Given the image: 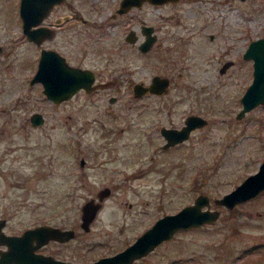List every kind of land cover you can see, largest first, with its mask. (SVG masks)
<instances>
[{
    "label": "rangeland",
    "instance_id": "1",
    "mask_svg": "<svg viewBox=\"0 0 264 264\" xmlns=\"http://www.w3.org/2000/svg\"><path fill=\"white\" fill-rule=\"evenodd\" d=\"M18 2L0 0V216L10 217L6 230L40 222L72 227L75 236L42 250L86 261L120 250L156 217L205 192L220 211L214 222L175 231L131 264H264V191L234 208L212 202L264 160V105L236 116L250 77L235 72L238 62L234 71L218 70L224 58L264 35V0L143 4L140 17L172 37L166 61L132 53L128 63L124 55L129 71L123 76L110 84L112 77L98 78L107 82L103 89L76 91L59 103L46 98L41 83L30 82L39 47L22 32ZM119 2L65 0L60 7L72 4L78 17L105 21L112 39L113 21L125 19L111 17ZM87 61L101 64L95 55ZM156 72L169 76L167 94L134 98L133 83ZM33 111L43 115L39 126L30 123ZM189 111L202 113L207 124L177 146L156 148L159 126H179ZM71 135L82 140L74 154L65 145ZM107 186L84 230L81 204Z\"/></svg>",
    "mask_w": 264,
    "mask_h": 264
},
{
    "label": "water",
    "instance_id": "2",
    "mask_svg": "<svg viewBox=\"0 0 264 264\" xmlns=\"http://www.w3.org/2000/svg\"><path fill=\"white\" fill-rule=\"evenodd\" d=\"M61 0H19L18 10L21 16L22 32L29 39L38 43L40 35L45 34L46 30L38 23L46 16L52 5ZM147 1H174V0H147ZM142 0H121L116 11L128 10L133 4L139 5ZM67 16L62 15L60 19L65 20ZM148 27V26H147ZM149 29V27H148ZM153 38L147 33L144 43L141 44L142 50L146 49ZM249 48L245 55H252L254 59L253 79L241 94V108L236 112L237 118H241L244 112L249 111L254 105L264 103V36L253 38L249 42ZM35 71L30 77V82L41 83L42 91L46 98L61 102L64 99H70L72 95L84 88L91 91L96 85H92L94 75L87 68H79L76 65H70L66 62L65 56L59 55L54 50L42 49L36 64ZM106 83V82H104ZM103 83V84H104ZM169 78L156 73L148 82L143 83L140 80L135 81L132 87L134 95H144L146 91L164 93L168 88ZM30 121L35 125H40L43 120L42 113L31 112ZM207 123L203 116L189 114L185 119L184 125L179 129L174 127H161V132L165 135L166 143L180 141L187 138L190 129ZM109 187H102L96 193V196H90L84 204H81L80 224L84 230L89 229L90 221L95 218L102 199L109 194ZM264 190V160L258 164L257 169L248 173L245 178L233 187L225 191L221 196L212 199L213 204L234 208L239 202L245 201L249 197H254L260 191ZM191 203H185L171 213L165 212L142 233L136 235L129 243L125 244L120 250L111 252V254H102L91 260H82L75 262L61 257H54L52 254H45L37 251L41 245L48 242L49 239L55 241H67L75 236L72 227L63 228L60 225H51V223H37L34 226L26 227L22 232L16 234L4 233L3 220L0 219V244H5V250H0V264H131L136 258H140L146 253H150L164 239H169L175 231L184 230L202 226L205 223H212L218 218L220 211L218 207L210 206V198L207 193H197Z\"/></svg>",
    "mask_w": 264,
    "mask_h": 264
},
{
    "label": "flooded vegetation",
    "instance_id": "3",
    "mask_svg": "<svg viewBox=\"0 0 264 264\" xmlns=\"http://www.w3.org/2000/svg\"><path fill=\"white\" fill-rule=\"evenodd\" d=\"M64 1L65 0H61V1L57 2V4L52 5L51 8L48 10L46 16H44L43 19H41V21L38 23V25H42V27L45 28V30H46L45 34L40 35L41 37H40V39H39L40 41L38 43L34 42L32 39L27 38L26 36L25 37H26V40L28 39L34 45L39 47V55H40L42 49L47 50V51L49 49H52V50H54V52L58 53L59 55L61 54V55L65 56V60L68 64L76 65L79 68H81V67L87 68L88 70L93 72L94 79H93L92 85L94 84V85H96V87H93V89L91 91H88V92H92L98 88L103 89L106 86L105 84L107 82H108V84L113 83L114 80H116L117 76H119V77L123 76L124 73L128 72L129 71V69H127L128 63H130V61L132 59V57L128 54L133 53L134 58L137 56L140 57L142 55L150 54L153 59H160V60L162 59V60L166 61V59H165L166 55H168V53L170 52L169 50L172 49V45L170 44V42H172L170 40L172 37L170 36V33L168 31H163L161 29L162 27L159 26L158 23L157 24L154 22L148 23V21L144 20L139 15V12L141 11L140 8L142 7L143 4H147L150 7H152V6L158 7V5H161V4H163V2H166V1L158 3V1L150 2L147 0H142V2L139 5L133 4V5H131V7H129V9L127 11L124 10L121 12L116 11V9L118 8V7H116L114 9V11L111 12V17H115V19H116L117 17L122 16L125 19L121 20V22L116 21V20L113 21V22H115L114 23L115 24V28H114L115 33L114 34L115 35H114V37H112V39L107 37L108 33L106 32V26H105L106 22L105 21H100L99 23H97L95 21H86L83 16H81V15H79V17L77 16L78 15L77 10L75 7H73L72 4H69V6L66 9H62L60 7V5L62 3L64 4ZM168 2H173V1H168ZM118 5H119V3H118ZM117 13H118V16H117ZM62 15L67 16V18L65 20H63V19L59 20L58 18H60ZM76 19H79V21ZM120 25L122 28L120 27ZM147 26L149 27V29ZM147 33H149V35L153 38V40H152L153 42L150 43L146 49L142 50L141 44L144 43L143 41H144ZM207 35L210 38V40L215 39L214 38L215 33H213L212 31H209ZM251 39H253V38H251ZM251 39H249V42ZM187 40H189V39L186 38V40L183 42H186ZM249 42L246 44L247 48L241 49L240 52L235 53V56L229 55L228 57H226L224 59L222 58L223 60L220 63V66L218 69L220 73H224V74H225V72L229 73V71L235 70V69H232V66L235 65L236 62H238L239 64L237 66H235V67L233 66L234 68H236L235 72L236 73L238 72L239 74L244 72L245 75H247L251 79L246 84L245 88H247V86L251 83V81L253 79V69H254V59H255V57H253L252 55L248 56V55L244 54L245 51L249 48L248 47ZM0 49H2V48H0ZM39 55H38V57H39ZM93 55H95L96 59L99 60V62H101L100 66H98L94 63H92V64L87 63L88 62L87 59ZM124 55H126V61L128 63L123 61ZM38 59H37V61H38ZM37 61H36V64H37ZM156 73H159L165 77L167 76L169 78L167 73L166 74H163L161 72H156ZM153 75H155V74H153ZM103 76L112 77L113 78L112 82L107 81L106 83H104L106 80H98V78H101ZM169 82H170V78H169ZM169 84H171V82L168 83L167 91L169 89ZM133 86H134V84H133ZM132 87H131V90H132ZM82 90H85V89L82 88L79 91H82ZM85 91H87V90H85ZM167 91L164 93H161V92H152L151 93L150 91H146V93H144V95H141V94L140 95H134L133 94V95H134V98H143L144 96H146L148 94H152V96L157 95V94L165 95V94H167ZM132 93H133V90H132ZM239 100H240V98H239ZM256 105H254V106H256ZM258 105L263 106L264 103L258 104ZM246 112H249V111H246ZM193 113H195V115H198V116H200V115L203 116L202 113H196L194 111H189V113L184 117V119L179 124V126H174V125H170V124L164 125V123H162L161 126H159V128H158L160 135L163 136L162 140L159 142L158 146L155 145L156 141H154L153 142L154 146H156V148H159V146H161L162 149L167 150L170 147H172L173 145L177 146L181 142H184L185 140H187V138L191 135L190 134L191 131L194 129H198L200 126L191 128L190 132H189L190 135L186 139L183 138L180 141L171 142L167 146H164L167 139L165 138V135H163V133L161 132V127L162 126L167 127V128L174 127V128L179 129V127L184 125V122H185V119L187 118V116H189V114H193ZM244 114H245V112H244ZM203 117H205V116H203ZM29 120H30V118H29ZM30 123L32 125H35L32 122H30ZM151 131L153 134L157 133L156 129L152 128ZM109 139H107V140L109 141ZM77 141H78L77 136L73 137L71 135L69 137L67 143L65 144V145L69 146L72 154H74L76 151H78L79 147L81 148L80 143L82 140L79 142H77ZM88 145L91 147L94 145V143L91 142V145L90 144H88ZM101 146H103V145H101ZM93 147H96V146H93ZM68 161L70 162V164L73 162L70 158L68 159ZM80 161H81L80 162L81 165H83L85 162V160L83 158H81ZM108 187L109 186H107V188ZM109 189H110V187H109ZM263 191H260V192L262 193ZM259 193H257V195ZM249 198H251V197H249ZM249 198H247V199H249ZM245 201H243V202H245ZM9 218L10 217L6 216V215L0 216V219L3 220V225L1 228H3L2 231L4 233L5 232L10 233V231L6 230V225L9 221ZM48 223H50V222H48ZM29 226L30 225H28L26 227H29ZM23 230L20 229V230L16 231V233L22 232ZM16 233H10V234H16ZM51 241L56 242V243L60 242L59 240L55 241L53 239H49L46 244L41 245L40 248H37V251L39 250L45 254L46 253L52 254V252H50V251L44 252L42 250ZM5 248H6L5 244H0V250H5ZM54 257H56V256H54ZM7 264H12V263H7Z\"/></svg>",
    "mask_w": 264,
    "mask_h": 264
},
{
    "label": "bare ground",
    "instance_id": "4",
    "mask_svg": "<svg viewBox=\"0 0 264 264\" xmlns=\"http://www.w3.org/2000/svg\"><path fill=\"white\" fill-rule=\"evenodd\" d=\"M231 15H233V12L231 13Z\"/></svg>",
    "mask_w": 264,
    "mask_h": 264
}]
</instances>
